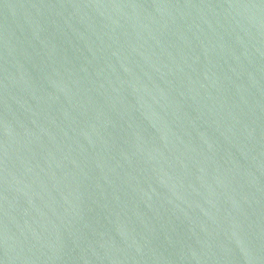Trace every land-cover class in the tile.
Wrapping results in <instances>:
<instances>
[{
    "label": "water",
    "instance_id": "1",
    "mask_svg": "<svg viewBox=\"0 0 264 264\" xmlns=\"http://www.w3.org/2000/svg\"><path fill=\"white\" fill-rule=\"evenodd\" d=\"M0 264H264V0H0Z\"/></svg>",
    "mask_w": 264,
    "mask_h": 264
}]
</instances>
